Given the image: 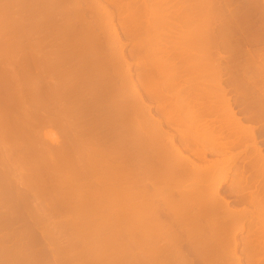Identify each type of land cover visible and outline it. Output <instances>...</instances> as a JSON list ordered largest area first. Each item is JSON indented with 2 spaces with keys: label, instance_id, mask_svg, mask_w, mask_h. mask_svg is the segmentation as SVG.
Instances as JSON below:
<instances>
[{
  "label": "bare ground",
  "instance_id": "1",
  "mask_svg": "<svg viewBox=\"0 0 264 264\" xmlns=\"http://www.w3.org/2000/svg\"><path fill=\"white\" fill-rule=\"evenodd\" d=\"M230 1L201 0L195 6L190 0H4L5 5L0 10V23L5 27L3 29H6L4 35L1 33L2 36H0V51L1 48H4L2 51L5 50L4 53L0 52V89L3 90L0 91L6 97L3 98V101L0 100V130L22 135L21 137L26 136L27 138V136H30L33 138V145L35 144L34 140H40L39 135H41L43 128L46 131L47 128L52 130L56 127L65 133L70 137L67 140L68 142L63 137L64 140L61 141L65 143L57 141V147L54 146V148L50 143L47 146V143L45 145L37 142L39 146V150L36 149L38 155L35 157L36 151V154H31L37 160L40 158V161H45V164L50 162L47 168L54 172L55 178L53 174L51 177L56 181L55 183L51 181L50 185L61 183V187H63L62 183L67 185L70 182L69 186L73 183L72 188H68V186L63 188L65 190L68 188L66 193L62 190L64 194L62 192H60L62 195L53 193L56 195L53 197L48 195L49 193L46 194L48 191L43 187L47 181L42 184L37 182L39 185L36 187L33 185L37 184L35 182L27 186L23 181V187L26 185L31 193L25 187L24 191L20 192L21 197L14 198L15 203L11 204L16 209L21 205L23 206L21 203L27 206L30 199L33 201L34 198L39 197H34V195H40V197L48 195L47 198L50 196L53 200L57 198L59 203L52 200L57 204L51 202L53 204L48 205L47 203L48 207L43 199V206L46 207L42 206L41 208L40 206L41 209H37L39 213L34 212L33 214V217L36 214L34 220L38 223L61 214H67L68 217L72 216L69 219L66 217L67 215L65 216L67 218L65 220H69L65 224L56 223L53 228L51 226L43 227L44 231L41 233L43 237L44 234L53 237V234L59 233L58 237L55 235L53 239L51 238V240H54V244H52L54 247L51 248L62 250L77 243L80 246L76 245L73 250L78 247L82 248L81 244L84 245L83 248H86V245L99 246L98 249L102 247V251H97L96 248V250H93V252L96 251L95 254L91 251L87 253L88 256L85 254L86 257L83 256L84 253H82L81 248L77 252L75 250L73 254L70 252L71 254L62 256L63 259L61 256H57L58 258L52 256V258H55L56 264H72V262L74 264L75 262L76 264H264V146L257 139L258 128L247 124V122L263 118H259L261 107L259 108V101L254 103L248 102V100L239 102L235 98L239 96L236 92L239 86L243 84L242 80L246 77L241 78V80L238 76L240 73L238 75L237 73L240 70L247 72L248 69H244L245 64L235 63L234 56L217 57L215 51L211 50L212 47H226L233 40V34L231 33H233L234 25L237 23H233V16L236 15L238 9L235 11L229 10L227 5ZM262 1L263 3H259V9L262 14L261 19L263 18L262 21H264V0ZM63 5H66L64 6L65 9H63ZM46 9H49V11L51 9L50 14H48V10L45 14ZM163 10L166 13L160 15V11ZM194 17L202 20L209 17L211 20H207L205 24H199L194 29L192 22L188 24L186 22ZM182 19L186 22L184 25H180ZM225 19H228V22ZM220 20L222 25L218 27L215 22ZM232 25L233 29L229 33V28L231 29ZM262 27L259 30V42L261 44L264 43V23ZM97 29L101 31L99 32ZM194 33H197L199 37L208 39L207 44L200 46L198 57L201 66L204 67L205 62L208 72L211 74V84L215 90L214 97L206 95L207 93L201 85L194 86L192 83L194 75L201 76L205 73V70L203 68L192 70L190 65L188 66L185 62L187 57L193 56L187 43L189 38L195 35ZM216 36L219 40L221 39V42H216ZM129 42L132 43V46L128 54L126 50L129 49L127 48V46H130L128 45ZM239 42L242 41L239 40ZM180 43L181 45H179ZM261 53L259 51V60H261L259 69L255 67L256 72H259V74H255L259 75L260 81L264 80V54ZM41 56L47 57L46 60H44L45 58L42 59ZM250 56L252 57L251 54L248 55V57ZM177 59L183 65L177 67L172 65L173 61ZM19 65H22L20 67L21 72L19 71ZM253 72L255 71L253 70ZM21 73L27 76V80H17ZM43 74L45 77L47 74L52 78L49 79V84L44 83L48 79L47 76L43 82L45 85L40 81L41 84H37L39 83L37 82L31 86V80ZM160 75H162V80L157 77ZM59 78H64L63 82L58 83L56 80ZM52 80L53 82L50 83ZM232 92L235 93V97H233ZM121 93L126 94L125 98L120 102H113L112 99ZM214 98H217V100L214 101ZM207 99H210V101H207ZM237 105L241 106V109H237L238 111L236 110V107L239 108ZM255 105L258 107H255ZM72 106H77L73 112L69 110ZM11 113H15V115L11 117ZM209 114L213 117L206 119L204 116H209ZM242 114L243 116H241ZM117 115L121 117L117 119ZM262 115L264 116V113ZM122 117L124 118L122 119ZM262 121H264V118L260 122L263 123ZM262 127L261 130L264 131V125ZM92 129L93 131L103 130V133L109 131L114 136L108 141L102 132H99L100 134L93 133V131L91 132ZM5 132H0V139L3 136L6 138L7 134ZM10 136L8 135V137ZM67 136L66 138H68ZM92 138L96 141L95 150L105 146L102 145L103 141H105V144L108 142V150L111 151L110 149H112L113 153L118 149H123L121 154L123 156L127 150L128 154L125 153L127 154V157L124 156L125 160L117 155V162L121 158L120 163L123 162L122 165L116 162L114 167L113 163L109 165L113 168V172L114 170L123 169L125 166H127L125 169H128V166L131 168H129V178H120V181L114 178L116 180L114 186L117 190L118 186L128 185V188L132 190L130 192L128 189L131 201L138 200L139 196H143V198L148 197V199H145L148 203L142 202L143 199L138 200L139 203H142H136V205L133 202L135 205L131 203L130 207L122 210L120 214L113 211L114 216H117L110 218L113 213L107 211L109 209L110 211L114 210L113 205L122 204L129 198H125L126 200L121 202L123 196L113 195L115 194L113 188L109 187V189H112L111 191L107 187L105 191L103 189L104 192L107 191L106 197L99 194L104 197L101 199L97 194V192H100L99 189H96V185L93 183H89L87 178L95 174L93 172L100 165L103 166L101 161H98L99 166L96 162L100 158L97 157V152L101 156V153L104 152L102 154L104 155L108 151L105 149L106 146L103 148L106 151H101L103 149L94 151V149H91L92 146L88 148L84 142L86 143ZM54 139L56 140V138ZM16 140L18 141V139ZM1 141L0 165L11 164V156L15 157L17 151H22L21 145L15 147L18 143L13 146V143L5 142L6 145L3 147ZM83 146H87L89 150L93 151V153L87 151L88 153L91 152L93 158L90 156L91 154L87 157L88 153L87 156L82 153L83 150L86 151V147L84 149ZM181 146L188 152L187 154ZM251 146H253L252 150L249 149ZM241 147H243L241 150L233 151ZM27 148L29 147L27 146ZM73 148H75V152L77 149H82L79 152L77 151L84 155V157L79 158V160L82 159L80 160L81 164L78 162V158H76V161H74L75 159L68 160L70 156H73L70 155V150ZM124 149L126 150L124 151ZM57 150L62 151L59 154ZM74 150H72V153H75ZM55 151L60 157H56L58 155ZM85 151L83 152L85 153ZM229 151L233 153L228 154ZM66 152L69 153L70 156L67 154L69 157L65 155ZM119 152L121 150L117 154ZM244 152L247 153V156L241 159V165L237 167L238 161ZM21 154H23V151ZM207 154H212L215 158L207 160ZM65 157H68V159ZM94 157L96 158L94 159ZM63 158L68 163H64ZM88 160L90 163H86ZM91 160L92 163L95 160L97 168L94 167L95 162L92 164ZM77 162L84 167H87L86 164L89 163V166H93V169L88 166L90 171L85 170L84 173L80 171V174L82 173L85 177L78 176L76 173L79 172L78 169L82 166H78ZM230 164L235 166V172L234 179L229 187L233 191L232 193L237 196L238 202L247 204L243 208L232 206L230 200L220 193L226 182L224 173L220 169ZM248 164L252 170L258 171L261 186L256 190H251L254 186L256 187L253 177L247 178L245 175ZM7 166L10 171L15 170L14 173H16V165L12 166V169L9 164ZM67 166L69 168L73 167L74 171L78 166V169H76L78 171L75 173L78 176H76L77 178L68 176L70 175V169ZM65 167L68 174L63 170L64 174L61 170ZM0 168L4 169L1 166ZM28 169L21 166L17 168L19 173L15 174L16 184L22 182L20 179H22L21 176L24 172L33 175V179L35 176L39 177L47 172L40 169L43 171V173L42 171L40 173L39 169H35V167V170ZM43 169L45 170V168ZM59 169L64 176L67 175V179L63 174L58 173L59 171L57 172ZM67 169L69 170L67 171ZM12 171L8 175L12 174ZM55 171L58 173V177L55 175ZM37 173H40V175H37ZM0 174L4 173L1 172ZM17 175L20 177L19 179ZM60 175L64 178L61 177L62 179H60ZM28 177L26 176V179ZM79 177L83 182L88 180V183L85 182L86 185H84L85 183L82 184ZM8 178L6 177V180ZM56 178L61 181L58 183L59 180H55ZM99 178L101 177L97 179L99 180ZM104 178L106 179V176ZM5 182L8 185L4 183L5 186L3 187V183H1L0 190L5 195L10 191L9 194H11L15 184ZM78 183L81 184L83 190L86 186L87 190L80 189V192L79 185L77 186ZM95 184L98 183L95 182ZM100 184L102 183L100 182L98 185ZM113 184L110 185L113 186ZM47 187L49 189V183ZM75 191L79 192L78 194L75 193L76 197H80V195L82 197V192L85 191L87 194H83L88 197H83L85 200L80 198L78 200V197L75 199ZM0 203V264H22L23 259L27 258L28 255L31 258L30 254L34 252L33 249V252L30 251L25 256L27 252L23 250L24 248L22 249L21 243L18 242L20 241L19 238L22 237V232L17 231L15 227V230L12 228L14 231L12 230L13 232L9 233L10 235L5 236L4 233L2 234L4 230L2 228L6 229L12 224L17 226L15 223L19 219L23 220L24 216L22 215L26 210H21L23 211L21 213L19 209L16 210L10 207L12 208V210L10 209L11 212L14 210V213L9 212L8 214V209L5 206V208L3 207L5 203L1 201ZM103 204L105 205L104 208H102ZM22 206V209L23 207L26 208V206ZM99 207L102 209L98 210ZM2 208H4L3 210L6 209V215L1 214ZM120 209L117 210L120 212ZM253 211L255 212V218L247 220L248 227L245 226L243 221L237 223L239 217L247 216ZM107 213H111L109 217ZM105 214L109 219L104 217ZM142 215H146L144 221L148 222L147 224L150 226L146 233L145 230H142L144 234L138 232V230L136 231V229L129 231L125 228L126 225L124 230L119 229V226L125 223H130L129 226L135 228ZM161 217L166 218L162 221ZM104 218L107 220L113 219V221L111 220L112 222L109 223ZM115 218L116 220H114ZM146 218H148V221ZM30 219L32 221L33 218L30 217ZM122 220H128L129 222L124 221V223ZM141 221L143 220L141 219ZM120 222L123 224H120ZM145 222H143L144 226L147 227L148 225ZM85 224H89L87 227L91 225L92 228L95 227L96 230L88 228L90 232L93 230L94 232H92L95 234L97 232L103 234L101 233L100 236H98L99 234H93L95 235L93 236L92 232L89 231L87 234ZM108 224H111L109 227L112 226L111 229L106 228ZM73 225H84L85 228H83L86 233L82 232L83 228L81 226H79L81 228L77 227L76 230H82L76 232ZM65 226L71 229L74 228V234L72 233L73 236H70L71 239L70 237L67 239V235L60 230ZM140 226L143 228L141 222ZM137 227L139 226L137 225ZM41 230L39 232H42ZM231 232H233L232 235H229ZM239 232H246L244 242L240 248L241 254L239 253V245L241 244H236L235 240ZM68 233L70 235V232ZM173 235L178 236L179 239L176 238V241H171V243L162 247L157 245V242L161 240L160 238L163 237L164 240V238L167 239ZM31 237V240H36L39 236L34 235ZM137 238H140L138 240L141 243H139L141 253L146 254L142 259L143 262L140 260L142 255L139 257L135 254L134 241L136 242ZM158 239L160 240L158 241ZM9 240L13 243L12 247L6 245ZM25 242L23 241V243ZM113 243L115 244L111 246H114V249L108 246L107 248L111 249H103V245L110 246ZM190 243L196 245L191 247L188 245ZM130 247L131 252L136 255H133V257L139 259H136L137 262L133 260L135 257L128 258L130 253L125 249H130ZM20 249L25 255L21 254ZM42 252L38 251L39 255L34 252L33 257L35 255L39 257ZM98 252L99 254H97ZM122 252L128 256H125ZM190 256H193L194 259ZM79 258H86L87 260L78 262ZM30 260L33 261L28 259V261Z\"/></svg>",
  "mask_w": 264,
  "mask_h": 264
},
{
  "label": "rangeland",
  "instance_id": "2",
  "mask_svg": "<svg viewBox=\"0 0 264 264\" xmlns=\"http://www.w3.org/2000/svg\"><path fill=\"white\" fill-rule=\"evenodd\" d=\"M154 1H156V0H154ZM191 2H193L192 4L193 5H195L196 6V4H197V2H199V1H201V0H190ZM263 3V1L262 0H231L229 3H228V5H227V7H228V9L229 10H231V11H235V10H237V13H236V15H234L233 16V20H234V22L233 23H235V22H237L236 23V25H234V30H233V33H231V30L233 29V25H232V28L230 29L229 28V30H230V32L229 33H231V34H233V40L230 42V43H228V45L226 46V47H212L211 48V50H213V51H215V53H216V55H217V57H219V56H225V57H228V56H234V59H235V63H238V64H245V67H244V69H248L247 70V72L245 73L244 71H241L240 70V72L238 71V73H237V75L239 76V79H243L245 76L247 77V75H248V77L250 78L251 77V75H252V77L249 79L248 77L246 78H244V79H246V80H242L243 81V84H241L240 86H239V88H238V93L236 92V94L237 95H239V96H237V97H235L234 95H235V93L234 92H232V95H233V97H235V98H237V100L239 101V102H242V101H246V100H248V102H252V103H254V102H257V101H259V108H260V110H259V118H261V117H263L264 118V116L262 115L264 112H263V110H264V80L262 79L261 81L259 80V75H256V74H259V72H256V68H258L259 69V64H261L260 63V61L261 60H259V51L260 52H262L261 54H264V43L262 42V44H261V42H259V30L260 29H262L263 27H262V25H263V23H264V21H262V19H261V10L259 9L260 8V4L259 3ZM5 4H4V0H0V10H2V7L4 6ZM262 5V4H261ZM64 6H66V5H63V9H65L64 8ZM238 6V8H236ZM47 10H48V14H50V11H51V9H50V11H49V9H46L45 10V14H46V12H47ZM230 11V12H231ZM43 13H44V11H43ZM166 13V11L165 10H163V11H160V15H164ZM192 20V21H191ZM207 20H211L209 17L208 18H204L203 20L202 19H197L196 17H194V18H191V19H188L186 22H187V24L189 23V22H192L194 25H193V28L195 29L196 28V26H198L199 24H205V22H207ZM226 20V19H225ZM228 20V19H227ZM226 20V22H228ZM1 21V20H0ZM186 22H184V19H182L181 20V23H180V25H184ZM218 24V25H217ZM215 25H217L218 27L219 26H221L222 25V21L220 20V21H216L215 22ZM262 27V28H261ZM3 28H5V27H3L2 26V24L0 23V36H2V35H4L3 33H4V31H6V29H3ZM192 28V29H193ZM193 29V30H194ZM228 30V31H229ZM11 31H12V29H11ZM97 31H99V29H97ZM101 31V30H100ZM99 31V32H100ZM226 32V34H227V30L225 31ZM234 32H236V33H234ZM1 33H2V35H1ZM195 34V33H194ZM216 38H217V43L218 42H221V39L219 40L218 39V37L216 36ZM239 38H241V39H239ZM208 39L206 38V37H199L198 35H197V33L195 34V35H192V37H190L189 38V42L187 43V45H188V47H189V49L192 51V53H193V56H189V57H187L186 58V61L185 62H187V65L189 66L190 65V68H192V70H198V69H201V68H203L205 71V73L204 74H202L201 76H198V75H194V77H193V79H192V83H193V85L194 86H198V85H201L202 87H203V89H204V91L207 93L206 95H208V96H212V97H214L215 96V90H214V88H213V86H212V84H211V74L208 72V68L206 67V63L204 62V67L203 66H201V62H200V60H199V57H198V55H199V48H200V46L201 45H205V44H207V41ZM239 40L240 41H242V42H239ZM124 41H125V39H124ZM239 42V43H238ZM185 44V43H184ZM260 44V45H259ZM128 45H130L129 47L127 46V48H129V49H127V50H129V51H127L126 50V52L129 54L130 53V48H131V46H132V43L131 42H129V44ZM179 45H181V43L179 44ZM183 45V44H182ZM54 46V45H53ZM52 47V46H51ZM259 48H261V50H259ZM263 48V49H262ZM2 50L4 49V48H1ZM1 50V51H2ZM0 51V52H1ZM5 51V50H4ZM4 51H2L3 53H4ZM2 53V54H3ZM1 54V53H0ZM249 54H251L252 55V57L250 56V57H248V55ZM22 55V54H21ZM41 57H43L42 59H44L45 58V56H41ZM247 57H248V59H247ZM47 58V57H46ZM46 58L44 59V60H46ZM249 58H251V59H249ZM248 61V62H247ZM264 62V61H263ZM262 62V63H263ZM240 64V65H241ZM172 65H175L176 67L177 66H181V65H183V63L181 62V61H179L178 59L177 60H174L173 61V64ZM236 65V64H235ZM240 65H239V67H240ZM247 65V66H246ZM135 66V65H134ZM133 66V68H135ZM18 67V66H17ZM16 67V68H17ZM20 67H22V65L20 66L19 65V68ZM238 67V68H239ZM250 67H251V69H250ZM254 69H253V68ZM256 67V68H255ZM241 68V67H240ZM239 68V69H240ZM238 69V70H239ZM242 69V68H241ZM244 69H242V70H244ZM256 69V70H255ZM22 71V69L20 68L19 69V71ZM253 70L255 71V72H253ZM20 71V72H21ZM246 71V70H245ZM250 71V72H249ZM243 72V73H242ZM249 72V73H248ZM252 72H253V74H252ZM244 73H245V75H244ZM256 73V74H255ZM22 74V73H21ZM20 74V75H21ZM243 74V75H242ZM18 76V78H17V80L19 81H23V80H27V76H24V74H22L21 76ZM51 75V74H50ZM48 75L46 74V77H47ZM238 76H237V78H238ZM46 77L44 76V74L42 75V76H37V77H35V79L33 78L31 81V86H33V85H35L37 82H39V83H37V84H41L40 83V81L43 83L44 82V80L46 79ZM50 76H48V79L47 80H45V84H49L48 82L52 79L51 77L49 78ZM160 80H162V75H160V76H157ZM253 77H254V79H253ZM45 78V79H44ZM50 79V80H49ZM134 79H136L135 77H134ZM248 79V80H247ZM253 79V80H252ZM56 80V79H55ZM63 80H64V78H59V79H57L56 81L58 82V83H61V82H63ZM249 80H251V81H249ZM252 81H255V82H252ZM53 82V80L50 82V83H52ZM43 83V84H44ZM250 83V84H249ZM252 83V84H251ZM44 84V85H45ZM246 84H248V85H246ZM35 88V87H34ZM33 88V89H34ZM32 89V91H34ZM171 89H173V88H171ZM1 91H3L2 89H0ZM174 90V89H173ZM0 91V100L1 101H3V98L4 97H6L5 96V94H3V92H1ZM32 91H31V93H32ZM172 92H174V91H172ZM234 93V94H233ZM123 95H124V97H123ZM125 96H126V94L125 93H121V94H119L118 96L116 95V97L115 98H113L112 99V101L113 102H120V101H122V99L123 98H125ZM234 98V99H235ZM121 99V100H120ZM210 101V99H207V101ZM214 101L215 100H217V98H214L213 99ZM1 103V102H0ZM263 107H262V106ZM237 106H239V105H237ZM254 106V105H253ZM241 106H239V108L238 107H236V110L238 109H241L240 108ZM255 107H258V106H256L255 105ZM76 108H77V106H72V108L71 109H69V110H71L72 112L74 111V110H76ZM237 110V111H238ZM262 110V111H261ZM260 111L262 112V114L260 113ZM12 114V113H11ZM261 114V115H260ZM13 115H15V113H13L12 114V116L11 117H13ZM9 117H10V115H8ZM241 116H243V114L241 115ZM118 117L120 118L121 116H118L117 115V119H118ZM206 119H210V118H212L211 116H210V114H209V116L208 115H205L204 116ZM220 117V116H219ZM114 118H116L115 116H114ZM124 117H122V119H123ZM263 118H261V120L263 119ZM119 120H121V119H119ZM260 120V119H259ZM259 120H253V122H247V124H251V125H253V126H256L258 129H257V132H258V130H259V132H258V134H257V139H258V141H259V143H261L263 146H264V131L263 130H261L263 127V125H264V121H262L263 123H261ZM263 124V125H262ZM262 125V126H261ZM4 129V128H3ZM4 132L6 131V130H3ZM2 130H0V132L2 133L3 132ZM55 131V132H54ZM93 131V129L91 130V132ZM42 133H41V135H39V139L40 140H34V142H35V144L33 145V138H31L30 136V138L27 136V138H26V136L24 137H21L22 135H17L16 133H11V132H8L7 133V131L5 132L7 135H6V138L3 136V137H1V139H2V141H1V139H0V141L2 142V144H3V147L6 145L5 144V142L6 143H13V146L16 144V143H18V144H16L15 145V147H19L20 145H21V148H22V151H23V154H21L22 153V151L20 152V151H17L16 152V154H15V157L14 156H11L12 157V159L10 158V161L12 160V165L10 164V163H7V164H9V166H10V168L12 167V166H17L16 167V173H19L18 171H17V168H19L20 166L21 167H24L25 169L26 168H31L32 170H35V169H39V172L41 173V171L43 170L44 172L45 171H47L46 173H43V171H42V173L43 174H41L40 175V173L38 174L37 173V175H40L39 177H36L35 175V177H34V179L32 178V176H31V174L29 175V173H25L24 172V174L22 175V173L20 172V174L22 175L21 177H22V179H20V181L22 180V182L21 183H23V181H24V183H26V185L28 186V185H32V183L33 182H35V183H37V182H39V184H42L43 182H48L49 183V189H47L48 187V183L46 182V185H44L43 187L48 191H46L45 190V192H47L46 194H48V195H50V196H53V197H55L57 194L56 193H58V194H61L60 192H62L63 193V191H65V193H66V191H68L67 189L68 188H72V185H73V183H72V185L71 186H69L70 185V182H69V184H67L68 183V181H67V183L65 182V184H67V185H64L63 183H62V185H63V187H61V183H59L61 180H57V178L55 179V180H57L58 181V183L59 184H53V183H55L56 181H54V178H55V176H54V172L53 171H51L49 168H47V167H49V165H50V162L48 163V162H46V164H48V165H46L45 164V161H40L39 159L37 160V158H35L37 155H38V150H39V146H38V144H37V142H41V143H44L45 145H46V143H47V146H49L50 144H51V146H53L52 148H54V146L55 147H57L56 145H57V141H59V143H60V141L61 140H64L63 139V137L65 138V141H67L68 139H70V137L69 136H67L65 133H63L62 131H60L58 128H56L55 127V129H52L51 130V128L50 129H46V131H45V129L43 128V130L41 131ZM103 133V130H100V129H97V130H94L93 131V133ZM49 133H51V134H49ZM55 133V134H54ZM99 133V134H100ZM14 136H13V135ZM15 134H16V136H15ZM68 137V138H66V136ZM104 135H105V137L108 139V141H110L109 139H111L113 136H114V134L113 133H111V132H109V131H106V132H104L103 133ZM102 134V135H103ZM8 135H11L10 137H8ZM48 135H50V136H48ZM40 136H43V137H41L40 138ZM12 137V138H11ZM18 137V138H17ZM21 137V138H20ZM3 138H4V140H3ZM43 138V139H42ZM54 138H56V140L54 139ZM58 138V139H57ZM9 139H11V140H9ZM16 139H18V141L16 140ZM21 139V140H20ZM41 139L43 140V142L41 141ZM46 139V140H45ZM26 140V141H25ZM48 140V141H47ZM8 141V142H7ZM14 141V142H13ZM16 141V142H15ZM28 141H30V142H28ZM46 141V142H45ZM51 141H53V142H51ZM69 141H71V140H69ZM73 141V140H72ZM21 142V143H20ZM62 143H65V142H63V141H61ZM68 142V141H67ZM74 143H75V141H73ZM104 143L102 144V145H105L107 148H105L106 150H108V142H106V144H105V141H103ZM24 143V144H23ZM50 143V144H49ZM95 143H96V141H95V139L94 138H92V140H88V141H86V143L84 142V144H86L87 146H88V148L89 147H93V148H91V149H94V147H96V145H95ZM1 144V145H2ZM7 145H10V144H7ZM77 145V144H76ZM75 145V146H76ZM94 145V146H93ZM101 145V146H102ZM25 146V147H24ZM27 146L29 147V148H27ZM75 146H73V147H75ZM87 146H85L86 147V151L85 150H83V151H85V153L82 151V153L84 154V155H86L87 156V151L89 150L88 148H87ZM105 146H102V147H100V149L99 148H97L96 150L94 149V151H97L98 149H99V151L101 150V149H103ZM36 147V148H35ZM38 147V148H37ZM85 147L83 146L82 148H84L85 149ZM97 147H98V145H97ZM182 147V146H181ZM75 148H77V147H75ZM75 148H73V149H71L70 150V152H69V150H68V152L70 153V155H73L72 157H75V158H72L70 155H69V153H67L66 152V154L65 155H69L70 156V158L68 159V157H65V158H67L68 160H70V159H75L74 161H76V158H78V162L81 164V162H80V160H82V159H80L79 160V158H81V156H83L84 157V155L83 154H81V153H78L80 150H82V149H77V151L75 152ZM81 148V147H80ZM183 148V150H184V147H182ZM243 147H241V148H237V149H234L233 151H239V150H241ZM252 148H253V146H251L249 149L250 150H252ZM264 148V147H263ZM19 149V148H18ZM36 149H38V150H36ZM56 149V148H55ZM91 149L89 150V151H91ZM105 149H103V150H101V151H104ZM109 149H110V147H109ZM28 150V151H27ZM33 150H34V152H33ZM64 150V149H63ZM72 150H74L73 152H75V153H72ZM105 150V151H106ZM111 151H107L104 155H102L103 153H101V156L100 155H98L99 154V152H97L98 154H96L97 155V157H100L99 158V160H96V162H98V161H101L102 162V164H103V166H101L100 165V167H98L97 168V164H98V166H99V162L96 164V162H95V160H93V163H94V167L96 166V168H97V170L95 169V171L93 172V173H95V174H92V176H89L87 179L89 180V183H93L94 185H96V189H99L98 191H100L99 193L97 192V194L99 195V194H101L102 196L104 195V197H106L105 195L107 194V191L106 192H104L105 191V188H107L108 187V190H111L112 191V189H109V187H112L113 188V190L115 191H113L115 194H113V195H120V196H123L121 199H123L121 202H123V201H125L127 198H129V190H130V192L132 191L131 189H129L128 188V185H125L124 186V184L123 185H121V186H118V188H117V190H116V188H115V181L117 180H119L120 178H123V179H127V177H128V173L130 172V170H129V168H130V166H128L129 168L127 169H125V167H127V166H122V167H124L123 169H120V170H118V171H116V170H114V172H113V168H111L109 165H111V163H113V167H114V165L116 164V163H120V160H121V158L123 159V160H125V157L124 156H126L128 153H127V150L126 149H124V151L126 150V152H124V154H123V156L121 155L122 153H123V149H118L115 153H113V151H112V149H110ZM119 150H121V152H119L118 154H117V152L119 151ZM30 151V152H29ZM35 151H36V153H35ZM62 151V150H61ZM60 150H57V152L60 154V152H61ZM2 152V151H1ZM20 152V153H19ZM29 152V153H28ZM56 152V151H55ZM54 152V153H55ZM56 152V153H57ZM64 153H65V150L63 151ZM92 153H93V151H91ZM91 152H89L88 153V156L87 157H89V154H91ZM111 152V153H110ZM184 152L187 154L188 152L186 151V150H184ZM27 153V154H26ZM31 153H35L34 155H35V157L34 156H32L33 154H31ZM56 153H55V156H56ZM57 153V155L58 156H56V157H60V155ZM96 153V152H95ZM125 153H127V154H125ZM233 152L231 151H229L228 152V154H232ZM1 154V153H0ZM63 154V153H62ZM114 154V155H113ZM78 155V156H77ZM95 155V154H94ZM117 155H118V157H119V155L121 156V158H120V160H119V162H117L118 160V158H117ZM208 155V154H207ZM21 156H22V158H21ZM54 156V157H55ZM92 158H93V155L91 154L90 155ZM105 156V157H104ZM245 156H247V153H242V155H241V158H240V160L238 161V164H237V167L239 166V165H241V162H242V160L241 159H244L245 158ZM14 157V158H13ZM64 157V156H63ZM127 157V156H126ZM214 156L212 155V154H209L208 155V157H207V160H209V159H211V158H213ZM51 158H53V157H51ZM65 158H63V160H65ZM86 158V157H85ZM96 157H94V159H95ZM215 158V157H214ZM84 159V158H83ZM87 159H89V158H87ZM91 159V158H90ZM89 159V160H90ZM24 160V161H23ZM50 160V159H49ZM72 160H70V161H72ZM86 160V159H85ZM85 160H84V162H85ZM89 160L88 161H86V163L87 162H89ZM122 160V161H123ZM66 161V160H65ZM64 161V163H68L67 161L65 162ZM73 161V162H74ZM107 161V162H106ZM77 162V163H78ZM83 162V161H82ZM101 162H100V164H101ZM104 162V163H103ZM116 162V163H115ZM78 163V166L80 165ZM90 163V162H89ZM89 163L88 164H86L87 165V167H84V166H82V165H80V166H82V168H79L78 169V166L75 168V171H74V168L73 167H68L67 166V168H69V169H67V171L69 170V174L70 175H68L69 177H73V178H75L77 175L78 176H80L81 175V177H83V175H82V173H84L83 171H85V170H89L90 171V169H89V167H91V166H89ZM91 163H92V160H91ZM92 163V164H93ZM122 163L123 162H121L120 163V165H122ZM7 164H2V165H0L2 168L4 167V169H1L0 168V171L2 172V173H4V174H0V185H1V183H3L2 184V186L4 187L5 186V184H6V182L5 181H8V182H10V184L13 182V185H14V189H13V191H12V196H11V194H9V193H6L7 195H5V193H3L2 192V190H0V196H1V198H0V201L2 202V203H5L4 205H3V207L5 206L6 207V209H8V214H9V212L10 213H14V210H13V212H11V210H12V208H15L16 209V207L15 206H13V204H11V203H13L14 201H15V199H17V197L19 198V197H21V194H20V192L22 193L23 191H24V188L26 187V185L23 187V185H24V183L23 184H19V182H18V184H16L15 183V174L16 173H14L15 172V170L14 171H12V174H13V176H12V174H9L8 175V173H11V171H10V169H8L7 167ZM25 164V165H24ZM96 164V165H95ZM4 165V166H3ZM91 165V164H90ZM106 165V166H105ZM119 165V164H118ZM117 165V166H118ZM19 166V167H18ZM27 166V167H26ZM32 166V167H31ZM46 166V167H45ZM89 166V167H88ZM108 166V167H107ZM34 167H35V169H34ZM84 167V168H83ZM120 167V166H119ZM118 167V168H119ZM246 167H248L246 170H245V175L247 176V178H249V177H253V180H254V182H255V185H256V187L254 186L251 190H256V189H258L259 188V186H261L260 185V181H259V177H258V171H256V170H252L251 168H250V165L248 164V166H246ZM43 168H45V170L43 169ZM92 169H93V166L91 167ZM103 168V169H102ZM121 168V167H120ZM8 169V170H7ZM12 169V168H11ZM28 169V170H29ZM30 169V170H31ZM40 169H42V170H40ZM46 169H48V170H46ZM66 167L64 168V169H61L62 171L64 170L65 172H66ZM76 169H78L79 170V172H77L78 170H76ZM115 169H116V167H115ZM131 169V168H130ZM3 170H5V171H3ZM60 169L59 170H57V172L58 173H60V174H65V172L63 171V173H62V171H61ZM112 170V171H111ZM220 170H222V172L224 173V177L226 178L225 180H226V182H225V185L223 186V188L220 190V193L223 195V196H225L227 199H229L230 200V202H231V205L233 206L234 205V207H236V208H243V207H245V206H247V204L246 203H240V202H238L239 200H238V198H237V196L235 195V194H233L232 192V190L230 189V184L232 183V181H233V179H234V172H235V166L234 165H232V164H230V165H225V166H223ZM10 171V172H9ZM49 171H51V172H53V173H51V172H49ZM61 171V172H60ZM80 171H82V173L80 174ZM109 171V172H108ZM123 171V172H122ZM0 172V173H1ZM37 172H38V170H37ZM56 172V171H55ZM55 173V175L58 177V173ZM77 172V173H76ZM86 172V171H85ZM88 172V171H87ZM48 173H51V174H49V175H47ZM67 173V172H66ZM77 175H76V174ZM125 173V174H124ZM27 174V175H26ZM53 174V177H51V175ZM64 174H63V176H64ZM68 174V173H67ZM72 174V175H71ZM75 174V175H74ZM19 175V174H18ZM18 175H17V177H18ZM25 175V176H24ZM74 175V176H73ZM85 175V174H84ZM97 175V176H96ZM99 175V176H98ZM26 176L28 177L27 179H26ZM48 176V177H47ZM63 176H61L60 175V179H62V178H66V176L67 175H65L64 177ZM77 176V177H78ZM106 176V179L104 178L103 179V177H105ZM107 176H108V178H107ZM6 177L8 178L7 180H6ZM13 177V178H12ZM50 177V178H49ZM62 177V178H61ZM76 177V178H77ZM85 177V176H84ZM83 177V178H84ZM98 177H101V178H99V180L97 179ZM118 177V178H117ZM20 177H18V179H19ZM80 178V177H79ZM114 178L116 179V180H114ZM129 178V177H128ZM24 179V180H23ZM34 181H33V180ZM67 179V178H66ZM81 179V178H80ZM122 179V180H123ZM4 180V181H3ZM30 182H29V181ZM31 180H32V182H31ZM37 180V181H36ZM82 180V179H81ZM88 180H84V182H83V180L81 181V183L83 184V183H85V182H87L88 183ZM51 181L53 182L52 183V185H50L51 184ZM80 181V180H79ZM120 181V180H119ZM41 182V183H40ZM95 182L96 183H102V184H100V185H98V184H95ZM149 182V181H148ZM5 183V184H4ZM114 183V184H113ZM38 183L37 184H33V185H35V187L37 186V185H39ZM113 184V186H111V185ZM6 185H8V183L6 184ZM58 185H60V186H58ZM79 185V191L81 192V190H83L82 189V186H81V184L80 183H78L77 184V186ZM84 185H86V183L84 184ZM88 185V184H87ZM103 185V186H102ZM17 186H18V188H17ZM21 186V187H20ZM42 186V185H41ZM66 186H68V188H66V190L65 189H63V188H65ZM100 186V187H99ZM105 186V187H104ZM1 187V186H0ZM89 187V186H88ZM101 187H104V188H101ZM28 187H26V189H27ZM95 188V187H94ZM120 188H121V190H120ZM126 189V190H124V189ZM81 189V190H80ZM85 189H86V186H85ZM84 189V190H85ZM103 189H104V191H103ZM129 189V190H128ZM28 190V192H30L31 190H29V189H27ZM63 190V191H62ZM70 190V189H69ZM83 190V191H84ZM87 190V189H86ZM120 192H119V191ZM124 190V191H123ZM97 191V190H96ZM103 191V192H102ZM117 191V192H116ZM77 191H75L74 192V196L76 197V195H75V193H76ZM20 194V196H19V194ZM31 193V192H30ZM56 194V195H54V194ZM79 192H77V194H78ZM83 193H86L87 194V192L85 191V192H82V197H81V195H80V197L79 196H77L78 197V200H83L84 198L83 197H86V194L84 195ZM121 193V194H120ZM64 194V193H63ZM81 194V193H80ZM127 194V195H126ZM42 195H45V194H42ZM48 195H46V197L45 196H41L40 197V195H34V197L35 196H39L38 198L36 197V198H34L33 199V201L30 199V201H28V207L26 206V205H24V203H21V204H23V206H26V208L25 207H23L22 205V207H23V209L21 208V206L19 207V208H17V209H19L20 211L21 210H26V212H24L23 213V211H21V213H23V215L22 216H24L23 217V220H24V218H25V222L22 220V219H19L18 221H17V223H15V225H17V226H14V224H12L10 227H7L6 229L5 228H2V229H4L3 231H2V234L4 233L5 234V236L7 235L8 236V234L9 233H12L15 229H17V231H19V232H22L21 233V235H22V237H20L19 239H20V241H18L19 243H21V245H22V249L23 250H25L26 252V255L24 254V253H22V250H21V254H24L25 256H27V254L28 253H30V251H32V249H33V251L34 252H36V253H38V251H40V252H42L41 254H40V256L39 257H37L36 255H35V257H33L34 256V252L32 253V254H30L31 255V258H30V256L28 255L27 256V258L28 259H32L33 261H28V259L27 258H25V259H23V263L22 264H56L55 263V261H54V257L52 258V256H56V258H58L57 256H65V255H68L70 252H72V254L74 253V251L75 252H77V250H80V248L81 247H78L77 249H75V250H73L75 247H76V245L78 244H76V245H72V246H70V247H68L67 246V248H63L62 250H60V249H52L53 247H54V245H52V244H54L53 243V241L54 240H51V238L53 239L54 237H55V235L57 236L59 233H57V234H53L52 236L53 237H48L46 234H44L45 236H46V238H45V236L43 237V234H41V233H43V229L44 228H46L47 226L49 227V226H51V228H53V225L54 224H56V223H63V224H65L66 222H68V221H66L65 219H69L70 218V216L68 217V215L67 214H61V215H59V216H54V217H50L48 220H46V219H44V221L42 222H40L39 221V223L37 222V221H35L34 219L36 218V214H38L39 213V210L42 208V206H43V203H44V201H45V205H47V203H48V205L50 204H53V203H55V204H57L56 202H58L59 200L57 199V198H55L54 200L56 201V202H53L54 200H53V198H51L50 196H49V198H47V196ZM62 195V194H61ZM61 195H60V197H61ZM101 195H99L98 197L99 198H101V199H103L104 197H101ZM13 196H15V197H13ZM126 196V197H125ZM128 196V197H127ZM145 196H147V195H145ZM144 196V197H145ZM59 196H58V198H60ZM75 197H73V198H75ZM77 197L75 198V199H77ZM88 197V196H87ZM86 197V198H87ZM142 197V198H141ZM8 198H9V200H8ZM15 198V199H14ZM51 198V199H50ZM80 198V199H79ZM120 198V197H119ZM126 198V199H125ZM148 199V197H145V198H143V196H139V198H138V200L140 201L141 199H143L142 200V202H144L145 201V199ZM237 198V199H236ZM43 199H44V201H43ZM57 199V200H56ZM53 200V201H52ZM85 200V199H84ZM128 200H130V198L129 199H127L126 201L128 202H123L122 204H119V205H117V206H115V205H113V208H114V210H112V211H110V209L107 211V212H112L113 214H108L107 213V215H108V217H109V215L111 216L110 218H112V216H114V212L113 211H116L115 213L116 214H120L121 212H122V210H125V209H128V207H130V204L131 203H139V201L138 200H134V201H128ZM32 201V202H31ZM51 202H53V203H51ZM120 202V203H121ZM130 202V203H129ZM142 202H140L139 204H141ZM11 205H9V204ZM15 203V202H14ZM59 203V202H58ZM133 203V204H134ZM144 203H148L147 202V200L144 202ZM1 204V203H0ZM117 204V203H116ZM134 204V205H135ZM136 204V205H137ZM48 205H47V207H48ZM40 206H41V208H40ZM104 204H103V207L102 208H104ZM115 206V207H114ZM121 206V207H120ZM1 207V206H0ZM4 207V208H5ZM10 207H12V208H10ZM44 208L46 207V206H43ZM4 208H2V210L4 209ZM21 208V209H20ZM25 208V209H24ZM27 208H28V210H27ZM40 208V209H39ZM102 208H97L98 210H101ZM110 208H111V206H110ZM112 208V209H113ZM115 208H117L118 210L120 209L121 211L119 212L117 209H115ZM1 209V208H0ZM6 209L5 210H1L2 211V213L1 214H3V215H6ZM11 209V210H10ZM16 209V210H17ZM37 209H39V210H37ZM31 213L32 211V215L29 213V212ZM34 212L36 213L35 215H34V217H33V214H34ZM119 212V213H118ZM5 213V214H4ZM28 214H29V216H28ZM254 214H255V212L253 211V212H251V214H249V215H247V216H242V217H239L238 218V220H237V223H239V222H241V221H243L244 223H245V226L246 227H248V222H247V220H253L254 218H255V216H254ZM11 215V214H10ZM28 217H27V216ZM64 215V216H63ZM67 215V216H66ZM107 215L105 214L104 215V217H106L107 218ZM67 218H66V217ZM115 216H117V215H115ZM114 216V217H115ZM146 216V215H145ZM145 216H140V218H139V221L141 222V224L143 225L142 227L144 228H141V226H140V222L137 224L139 227H137V225H135V228H132V226H129V224L130 223H125L126 221H128V220H122L125 224L124 225H121L122 227H123V229H122V227L121 226H119L120 228L119 229H121V230H124V227H125V225H126V229H128L129 231H134L135 229H136V231L138 230V232H142V230H145L144 232L146 233L149 229H150V226H149V224H147L144 220H145ZM27 217V218H26ZM30 217H32L33 219H32V221H33V223H32V221H31V219H30ZM65 217V218H64ZM72 217V216H71ZM113 217V218H114ZM143 217V218H142ZM22 218V217H21ZM106 218H104V220L106 219ZM162 218V217H161ZM164 218H166V217H163L161 220L163 221V219ZM102 219V218H101ZM107 219H109V218H107ZM106 219V220H107ZM141 219L143 220V221H141ZM148 218H146V220H147ZM105 220V221H106ZM113 221V219H110V220H107V221H109V223L110 222H112ZM114 220H116V218L114 219ZM165 220V219H164ZM22 221V222H21ZM30 221V222H29ZM148 221V220H147ZM19 222V223H18ZM29 224H28V223ZM129 222V221H128ZM143 222H145L146 223V225H148L147 227H145L144 225V223ZM26 223V224H25ZM28 224V225H27ZM90 224V223H89ZM89 224H87V225H89ZM120 224H123L122 222H120ZM20 225V227H18ZM87 225L85 224V226L87 227ZM110 225L111 224H108V227H106V228H109L110 227ZM112 225H113V223H112ZM117 225V224H116ZM116 225H114L115 227H117ZM74 226V225H73ZM79 226H81V225H75L74 226V228H75V230H76V228L77 227H79ZM85 226L84 225H82L81 227L83 228H85ZM92 226V225H91ZM87 227V228H85V229H87V234H88V228H92V227ZM95 226V225H94ZM93 226V227H94ZM113 226V227H114ZM16 227V228H15ZM44 227V228H43ZM71 227V226H70ZM81 227H79V228H81ZM128 227H131V228H128ZM10 228H11V230H10ZM14 230H13V229ZM41 228H42V230H41ZM73 228V227H72ZM73 228V229H74ZM84 228H83V230L82 229H80V230H82V232L83 233H86V230H85V232H84ZM111 228H112V226H111ZM111 228H109V229H111ZM22 231H21V230ZM73 229H71V228H68V226L66 227H64V228H61L60 230H62L66 235V237H67V239H68V237H70V236H73L72 235V233H73ZM93 230L95 229V227L94 228H92ZM91 229V230H92ZM105 229V228H104ZM108 229V230H109ZM13 230V231H12ZM39 230H41L42 232H39ZM79 230V229H78ZM78 230H76V232L78 231ZM79 230V231H80ZM92 230V231H93ZM96 230V229H95ZM99 230V229H98ZM107 230V229H106ZM7 231V232H6ZM24 231V232H23ZM54 231H56V230H54ZM91 231V232H92ZM52 232H53V229H52ZM58 232V231H57ZM63 232H61V233H63ZM68 232H70V235H69V233ZM90 232V231H89ZM90 232V233H91ZM94 232V231H93ZM92 232V235L93 234H95V233H93ZM97 232V231H96ZM104 233H105V230L103 231ZM144 232H142V234H144ZM234 232V231H233ZM233 232H231L229 235H232V233ZM55 233V232H54ZM89 233V234H90ZM102 233V232H101ZM101 233H96V234H99L98 236H100V234ZM27 236H26V235ZM29 234V235H28ZM31 234V235H30ZM74 234V233H73ZM95 234V235H96ZM103 234V233H102ZM101 234V235H102ZM138 234V233H137ZM10 235V234H9ZM34 235H38L39 237H38V239H36V240H31V236H34ZM51 235V234H50ZM63 235V234H62ZM76 235V234H75ZM75 235H74V237H75ZM95 235H93V236H95ZM146 235V234H145ZM24 236V237H23ZM61 236V235H60ZM98 236H96V237H98ZM140 236V235H139ZM143 236V235H142ZM245 236H246V232H239L238 234H237V236H236V244H241V245H239V249L241 248V246H242V244H243V242H244V238H245ZM58 237V236H57ZM73 237V238H74ZM178 237V236H177ZM176 237V235H173V236H169L167 239L166 238H164V240L162 239V238H160V239H158V241L159 242H157V245H160L161 247L162 246H165V245H167V244H169V243H171V241L172 242H174V241H176L177 239H179V238H177ZM25 240H24V239ZM30 238V239H29ZM44 238V239H43ZM177 238V239H176ZM23 239V240H22ZM70 239H71V237H70ZM138 239H140V238H137V240L136 239H134V240H136V242L134 241V243H135V245H136V247H135V245H134V243L133 242H131V243H133L132 245H134V248H136L135 249V254H137V255H139V257H140V255H142L140 258V260H142L143 259V257H145L146 256V254H143V253H141L142 251H141V247H140V240H138ZM174 239V240H173ZM176 239V240H175ZM28 240V241H27ZM23 241L25 242V243H23ZM34 241V242H33ZM51 243V244H49V243ZM34 243V244H33ZM86 243V242H85ZM137 243V244H136ZM140 243V244H139ZM12 242L9 240L8 242H6V245L7 246H11L12 247ZM115 243H113V244H110V246L109 245H103V249H114L115 247L113 246H111V245H114ZM139 244V245H138ZM164 244V245H163ZM35 245V246H34ZM50 247H49V246ZM86 245V244H85ZM189 246H194V245H196V244H192V243H190V244H188ZM77 246H80V245H77ZM81 246H82V248L84 247V245L83 244H81ZM107 246L108 247H111V248H107ZM138 246V247H137ZM40 247V248H39ZM52 247V248H51ZM86 248H81V250H83V252L82 251H79V252H82V253H84L83 254V256L84 257H86V255L85 254H87L88 252L90 253L91 251L93 252V250H96V248H97V251H102L101 249H102V247H100L101 249H98V247L97 246H94V245H90V246H88V245H86L85 246ZM132 247V246H131ZM131 247H130V249H125V250H128V253H130L129 254V256L128 255H126L125 253H123V254H125V256H128V258H132L133 257V255H135L134 254V252H131ZM50 248V249H49ZM95 248V249H94ZM132 249H133V247H132ZM71 250H73V251H71ZM29 251V252H28ZM124 251V250H123ZM134 251V250H133ZM96 252V251H95ZM95 252H93L94 254H95ZM103 252H104V250H103ZM239 252V251H238ZM35 253V254H36ZM93 253H91V254H93ZM120 253V252H119ZM121 253V255H123ZM141 253V254H140ZM240 254H241V249H240V252H239ZM71 254V253H70ZM91 254H89V255H91ZM97 254H99V252L97 253ZM100 254H102V253H100ZM38 255H39V253H38ZM118 255V254H117ZM87 256H88V254H87ZM116 256V255H115ZM136 256V255H135ZM134 256V257H135ZM33 257V258H32ZM133 257V258H134ZM23 258H24V256H23ZM44 260H43V259ZM64 257H62V259H63ZM125 258H127V257H125ZM190 258H193V256H190ZM27 259V260H26ZM136 259H138V258H136L135 257V259H133V260H135L136 261ZM194 259V258H193ZM87 259L86 258H79V260H77L78 262H85ZM124 260V259H123ZM139 260V259H138ZM244 261H245V258L243 259ZM28 261V262H27ZM134 261V262H135ZM194 261V260H193ZM137 262V261H136ZM141 262V261H140ZM142 262H143V260H142ZM138 263H139V261H138ZM72 264H74L73 262H72ZM75 264H76V262H75ZM196 264V263H195Z\"/></svg>",
  "mask_w": 264,
  "mask_h": 264
}]
</instances>
